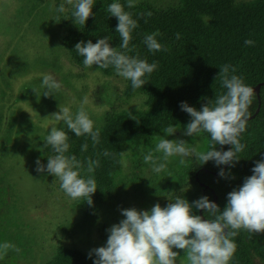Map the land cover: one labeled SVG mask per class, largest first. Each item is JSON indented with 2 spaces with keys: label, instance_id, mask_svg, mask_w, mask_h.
I'll use <instances>...</instances> for the list:
<instances>
[{
  "label": "rangeland",
  "instance_id": "obj_1",
  "mask_svg": "<svg viewBox=\"0 0 264 264\" xmlns=\"http://www.w3.org/2000/svg\"><path fill=\"white\" fill-rule=\"evenodd\" d=\"M159 8L181 0H138ZM235 3L252 0H233ZM64 0H0V244L9 242L20 249H9L0 264H43L58 246L90 253L105 246L107 229L124 219L121 210L136 208L150 210L159 203L162 207L172 200L166 179L170 169L181 172L195 154L185 158H171L165 171L157 174L143 161V155L154 149L161 136L170 140L183 139L196 151H207L208 140L202 134L187 136L183 129L172 135L157 134L144 139H127L119 151L120 172L118 194L95 213L78 207L60 189L58 179L37 172L36 161L45 166L50 153L44 151V138L52 127L66 125L52 114L59 105L67 106L73 114L84 97L89 98L85 109L95 127L104 123L108 112L148 110L142 94L125 96V79L118 75H104L100 71L75 64L62 45L66 28L58 17L67 11L56 12ZM208 12L204 15L208 17ZM51 73L62 89L44 96L40 88L42 75ZM33 87L41 95L39 100ZM55 180V182H54ZM54 182V183H53ZM179 252L177 264L184 260ZM95 257V253H92Z\"/></svg>",
  "mask_w": 264,
  "mask_h": 264
},
{
  "label": "trees",
  "instance_id": "obj_2",
  "mask_svg": "<svg viewBox=\"0 0 264 264\" xmlns=\"http://www.w3.org/2000/svg\"><path fill=\"white\" fill-rule=\"evenodd\" d=\"M115 0H96L93 15L84 26L76 25L71 11L67 17H59L58 22L66 28L62 45L71 60L81 66L83 57L75 51L78 42L91 40L96 43L108 37L110 46L119 48L121 39L116 32L118 20L106 11L107 5ZM125 11L130 12L137 20L138 27L132 32L129 55L139 56L149 63L156 62L158 68L146 75L142 88L133 90L131 81L125 79V96L142 94L146 98L148 110L142 114L135 112H108L100 127L99 143L93 146L89 136L77 137L66 125L58 129L68 134L70 145L66 155H75L84 168L81 175H86L87 161L99 160L100 166L92 175L97 182V190L92 194V205L84 199L76 200L78 207L87 213H95L102 205L118 194L115 181L120 172V149L129 138L144 139L157 134H164L163 129L172 125L183 129L190 121V114L181 110V102L199 110L204 103L214 101L215 97L226 91L218 77L220 67L228 64L235 68L236 75L254 90L252 103L248 108L250 114L246 131L240 134V141L246 145L238 153L240 158L233 166L227 165L225 176L216 174L223 165L217 166L210 160L201 165L193 159L184 165L181 172L170 169L168 175V192L172 200L177 196L193 203L202 196L212 199V190L217 195V205L221 210L227 203V194L243 184L246 177L252 175L256 161L264 159V0L235 3L233 0H181L165 8L155 7L138 1L135 7H127V0H119ZM151 12V17L141 14ZM208 17L205 18V14ZM147 19V22H145ZM158 32L157 40L167 51L149 52L143 43L146 34ZM180 38L177 39L176 35ZM254 44H245L246 40ZM104 75H117L114 68H99ZM261 83L259 91L255 86ZM211 143L210 135L201 132ZM88 144L87 151L81 146ZM232 147V145H231ZM112 153L104 156V151ZM217 150L227 151L228 145H217ZM46 153L55 155L51 146H44ZM210 169L213 172H209ZM198 176L199 180L195 176ZM200 181L207 184L206 188ZM198 214L197 209H193ZM206 219H212L203 212ZM237 244L236 252L229 264H264V232L250 234L241 230L233 238ZM94 257L80 250L58 246L50 259L43 264H94Z\"/></svg>",
  "mask_w": 264,
  "mask_h": 264
},
{
  "label": "clouds",
  "instance_id": "obj_3",
  "mask_svg": "<svg viewBox=\"0 0 264 264\" xmlns=\"http://www.w3.org/2000/svg\"><path fill=\"white\" fill-rule=\"evenodd\" d=\"M138 0H127V7H135ZM96 0H64L56 12L63 14L67 11L65 5L71 6V16L76 25L84 26L93 15V6ZM106 11L118 20L116 32L119 34L120 49L110 46L108 37L99 39L96 43L91 40L78 42L75 51L83 57L85 68L98 65L107 69L112 66L116 74L131 81L133 90L140 89L148 82L145 77L157 68L156 62L149 63L139 56L129 55L133 49L129 47L132 32L138 27V22L130 12L125 11L124 5L115 0L107 5ZM144 17H151L152 13H142ZM147 22V19H145ZM158 32L146 34L143 43L149 52L167 51L158 42ZM179 39L180 35L177 34ZM246 45H253L254 41H245ZM218 74L225 92L215 97L214 101L204 103L197 110L187 102H181V110L190 114V121L184 128V134L195 136L201 132L210 135L209 150L196 151L183 140H170L161 136L154 149L143 155V161L151 165L153 172L159 174L166 170L171 158L180 156L179 164H185V158L195 154L202 164L212 160L217 166H233L246 145L239 137L246 131L249 119L248 108L252 103L254 90L246 85L242 77L234 74L235 68L225 64L221 66ZM40 88L43 95L49 96L60 92L62 85L51 74H43ZM37 99L41 92L33 87ZM89 98L84 97L78 110L73 114L69 107L60 106L59 111L52 114L56 121H62L77 137L89 136L93 146L99 143L100 129H94V122L90 119L85 105ZM177 128L169 125L163 132L172 135ZM68 134L61 129L52 127L44 138V146H51L55 155L48 157L45 166L40 160L36 161V171L53 176L60 182V189L72 200L84 199L92 205V194L97 190V182L92 175L95 168L100 166L99 160L87 161L86 175H81L83 163L75 155H66L69 150ZM232 145L227 151L217 150V145ZM88 144L81 146L87 151ZM121 156L125 152L120 153ZM104 156L112 153L107 150ZM252 175L246 177L243 184L234 188L227 194V203L223 210L207 196H202L193 203L177 196L167 206L162 207L156 203L150 210H137L136 208L122 209L124 219L107 229L109 233L105 246L93 249L95 253L94 264H177L179 252L184 251V260L180 264H229L232 260L237 244L233 239L241 230L250 234L264 232V159L258 160L252 169ZM219 175L225 176L221 168ZM54 180V182H55ZM53 182V183H54ZM203 210L212 219L202 218L194 214L193 209ZM9 249L20 252L15 245L4 242L0 244V259H4Z\"/></svg>",
  "mask_w": 264,
  "mask_h": 264
},
{
  "label": "water",
  "instance_id": "obj_4",
  "mask_svg": "<svg viewBox=\"0 0 264 264\" xmlns=\"http://www.w3.org/2000/svg\"><path fill=\"white\" fill-rule=\"evenodd\" d=\"M261 83H258L256 86H255V90L258 92L259 91V87H260ZM231 148V145L229 144L228 145V150ZM227 165H223L222 168L225 169ZM207 171L209 172H213L212 170L210 169H206ZM221 170V169H220ZM220 170L218 171H215L216 174H219ZM197 180H199L198 176L196 175L195 176ZM200 184L206 188H208L209 186L203 182L200 181ZM210 201H213L215 203H217V195L215 193L214 190H212V199ZM198 214L202 216V218H205L204 215H203V210H198ZM206 219V218H205Z\"/></svg>",
  "mask_w": 264,
  "mask_h": 264
}]
</instances>
